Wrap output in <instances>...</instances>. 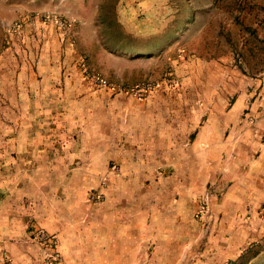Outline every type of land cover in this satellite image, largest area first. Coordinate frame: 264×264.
<instances>
[{"label": "rangeland", "instance_id": "1", "mask_svg": "<svg viewBox=\"0 0 264 264\" xmlns=\"http://www.w3.org/2000/svg\"><path fill=\"white\" fill-rule=\"evenodd\" d=\"M0 264H264V0H0Z\"/></svg>", "mask_w": 264, "mask_h": 264}]
</instances>
